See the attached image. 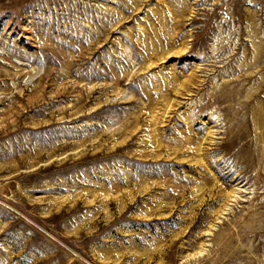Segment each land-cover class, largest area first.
<instances>
[{
	"label": "rangeland",
	"instance_id": "1",
	"mask_svg": "<svg viewBox=\"0 0 264 264\" xmlns=\"http://www.w3.org/2000/svg\"><path fill=\"white\" fill-rule=\"evenodd\" d=\"M0 264H264V0H0Z\"/></svg>",
	"mask_w": 264,
	"mask_h": 264
},
{
	"label": "bare ground",
	"instance_id": "2",
	"mask_svg": "<svg viewBox=\"0 0 264 264\" xmlns=\"http://www.w3.org/2000/svg\"><path fill=\"white\" fill-rule=\"evenodd\" d=\"M235 192V191H234ZM240 193V192H239Z\"/></svg>",
	"mask_w": 264,
	"mask_h": 264
}]
</instances>
